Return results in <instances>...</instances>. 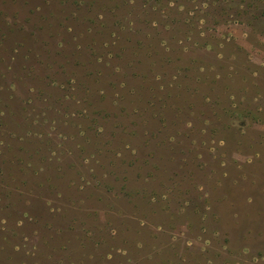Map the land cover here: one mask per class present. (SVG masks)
I'll return each instance as SVG.
<instances>
[{"label": "rangeland", "instance_id": "374dc122", "mask_svg": "<svg viewBox=\"0 0 264 264\" xmlns=\"http://www.w3.org/2000/svg\"><path fill=\"white\" fill-rule=\"evenodd\" d=\"M259 210L264 0H0V264H264Z\"/></svg>", "mask_w": 264, "mask_h": 264}, {"label": "trees", "instance_id": "16d2710c", "mask_svg": "<svg viewBox=\"0 0 264 264\" xmlns=\"http://www.w3.org/2000/svg\"><path fill=\"white\" fill-rule=\"evenodd\" d=\"M223 40H221V41H219V43L221 44V42H222ZM160 44H161V42H160ZM204 44H206L207 46L209 45L208 44V41L207 40H205L204 41ZM164 64L163 63H161L160 64V67L161 66H163ZM230 67H232V66H230ZM189 68V66L188 65H183V66H179V67H177L176 68V70L179 72V73H181V78H183L184 76H187L188 74H187V69ZM177 72V73H178ZM229 73H232V72H230L229 71ZM175 75H177V74H175ZM197 77L198 76H200L201 74H200V70H198L197 71ZM219 81V74H217V73H215V76L210 80V83H211V85H212V87H215V83L216 82H218ZM175 84L172 82V83H170L169 85H166L167 87H173ZM181 85H183V84H176L175 86V88L177 89V87H181ZM191 89H193L192 90V92H195V91H199L198 90V86L197 87H194V88H186L185 90L186 91H188V90H191ZM227 89V88H226ZM192 92H189L190 93V95H192ZM168 94H171L170 92L168 93ZM230 94V93H229ZM231 95H232V93L230 94V96L229 97H231ZM202 96V99L203 100H206V99H209V100H211V98L207 95V94H205L204 96H203V94L201 95ZM228 97V99H229V105H225V107H227V108H229V106L231 107V105H232V107H233V105H234V100L233 99H231V98H229ZM219 99V101L220 100H222L219 96H217L216 98H213L212 99V102H215L216 104H218L217 103V100ZM166 100L168 101V99L166 98ZM164 101V106H167V107H170L171 108V104H169V102H167V101ZM214 104V103H213ZM215 105V104H214ZM187 110H190L189 109V106H187ZM188 112H190V111H188ZM191 113H193V112H191ZM105 115H109L110 113L109 112H105L104 113ZM125 114H127V115H133V116H135L134 115V113L132 112V111H129V113H125ZM125 114H121V116L119 115V113H116V116L117 117H122V116H124ZM104 115H100V113L99 114H97V115H95V116H93L91 119H92V121L93 122H99V119L100 118H102ZM126 116V115H125ZM115 118V117H114ZM204 122H206V120H204ZM210 122V121H209ZM241 124H242V126H246L247 125V123H246V121H244V120H242V122H241ZM130 126V125H129ZM127 127H128V125H127ZM72 137H75V135H73ZM228 180V179H227ZM146 195V194H145ZM252 196L250 195V194H247L246 192H244V197L242 196V200H243V204L244 205H246V206H251L252 205ZM207 200H209V199H207ZM218 201H220V202H223V203H225V204H227V203H229L230 205L232 204V202L230 201V199L226 196V195H223L222 197H220V198H218L217 199V203H218ZM229 205V206H230ZM232 212V213H231ZM240 213L241 212H238V211H230V214H232V215H230V217L231 218H235V217H239L240 216ZM172 216V215H171ZM223 217V216H222ZM257 217H258V219L260 220V221H262L261 223H262V225H264V214H262V212H261V210H259V212L257 213ZM224 218V217H223ZM218 231V230H217ZM260 233H262V231H260ZM228 241H230V238H224L223 240H222V243H223V246L224 247H227L228 248V244H227V242ZM140 243H142V242H140V240H137L135 243H134V245L137 247V248H141L139 245H140ZM113 248H115L114 246H110V248H108V250H107V252H106V254L104 255L107 259H108V255L109 254H111L112 252H111V249H113ZM246 248H248V249H250V247H249V245H247V244H245V245H242L241 247H240V253H243L242 251H245V249ZM118 250H124V251H126L127 253H128V249L127 248H123V246H118L117 247V251ZM259 254H262L261 256H262V258H264V253H263V251H261L260 250V252H258ZM129 259H131L130 257H128ZM253 258H255V259H257L258 258V254L257 253H254L253 254ZM147 259L148 260H153L154 259V253L153 252H151V254H149L148 256H147ZM134 262H135V264H144L143 262H139L137 259H135L134 260ZM166 262H169V263H173V262H175L173 259L171 260H164L163 261V263L165 264ZM71 263H73V264H75L73 261L71 262ZM157 264H158V262H157Z\"/></svg>", "mask_w": 264, "mask_h": 264}]
</instances>
